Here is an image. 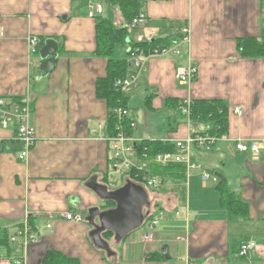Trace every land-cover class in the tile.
I'll return each mask as SVG.
<instances>
[{"label":"crops","instance_id":"1","mask_svg":"<svg viewBox=\"0 0 264 264\" xmlns=\"http://www.w3.org/2000/svg\"><path fill=\"white\" fill-rule=\"evenodd\" d=\"M138 1L139 14L146 16L142 32L173 39L172 29L188 27L190 38L180 57L148 60L125 94L135 125L130 135L139 142L182 140L195 126L179 115L176 101L222 103L228 111L225 132L211 150L193 148V159L217 182V174L225 178L247 215L231 217L219 203L217 182H202L198 171L183 170L164 185L145 189L151 197L145 214H164L151 243L142 242L144 229L119 243L112 235L106 241L111 255L96 248L85 218L91 208L102 211L104 201L87 184L95 180L107 186L105 172L107 179L111 173L109 143L103 138L107 108L95 93L106 59L95 54L89 5L103 7L98 17L126 23L107 0H0V98L19 102L27 95L28 124L35 132L33 146L21 159L15 125H0V231L9 237L8 248L0 247V264H14L17 258L40 264L48 251L78 264H264V57H242L237 45L240 39L264 38V0ZM30 36L42 45L49 39L57 43L54 68L44 77L39 55L30 54ZM187 57L197 68L190 88L175 78L176 65ZM236 107L241 116L232 113ZM99 125L103 129L91 133ZM253 140L263 141L257 160L235 147ZM68 211L84 219L65 220L62 214ZM22 225L36 242L16 236ZM241 240L255 242L248 258L236 257Z\"/></svg>","mask_w":264,"mask_h":264},{"label":"built area","instance_id":"2","mask_svg":"<svg viewBox=\"0 0 264 264\" xmlns=\"http://www.w3.org/2000/svg\"><path fill=\"white\" fill-rule=\"evenodd\" d=\"M103 12V7L100 4L89 5V18H96ZM146 16L142 13L138 14L132 19L128 25V30H134L133 43L128 46L127 53L128 63L130 71L124 78L117 79L114 82V87L122 94H127L135 85L136 78L139 74L146 71L147 62L153 58H177L182 54V48L189 42L190 30L188 27H181L179 29H172V43L166 47L155 48L147 54H140L138 49L133 44L139 43H152L156 39L154 33H144L141 29L145 26ZM30 54L38 55L40 47V39L37 36H30L28 39ZM197 76V68L192 63L190 58H186L185 62L179 63L175 67V78L180 85L190 88ZM193 100L189 97L181 99L178 112L181 116L190 120L191 118V106ZM30 113V101L28 96H23L18 101H5L0 98V125L2 128H7L9 125H15V138L23 146V150L20 153V158L24 159L30 147L33 146L35 141V132L28 124V116ZM117 116L118 125L116 128V135L113 137H103L109 143V160L111 162L112 173L118 176H126L127 173L135 171L139 174H143L147 170L148 165L168 166L179 165L185 171H198L202 182L212 180L213 183L217 182L216 177H211L210 174L203 169V167L194 161L193 148L198 150H211L218 137L210 133L211 126H196L188 135L182 140H176L171 142L174 145V152H165L155 155L152 159H148L145 154L138 156L134 150V146L137 140L126 136V131L123 128V120L128 117V110L125 108H117L114 112ZM232 113L241 116L243 111L241 108L236 107L232 110ZM131 128L135 125L133 122L129 124ZM105 128V127H104ZM102 126H98L91 130V133L95 134L102 130ZM102 136V135H101ZM100 138V137H97ZM263 141L253 140L249 144L244 142H236V149L241 153L250 154L253 160H257ZM136 176V175H135ZM127 178V177H126ZM131 182L138 184L131 180ZM140 186L143 188H157L160 186V178L144 175L141 180ZM139 185V184H138ZM113 185H107L108 190ZM146 211V210H145ZM145 213V212H144ZM145 220L142 224L144 226V233L141 237L142 242L151 243L153 241V232L157 225L164 219V214L158 212L154 215L145 214ZM149 219H147V217ZM62 217L68 221L81 222L84 218L82 214L66 212L62 214ZM50 228V224L46 225ZM29 227L22 225L16 231V236L24 237L25 243L36 242L37 237L29 233ZM255 242L252 240H241L238 244L237 258H248L251 251L255 248ZM14 264H24L22 259H15Z\"/></svg>","mask_w":264,"mask_h":264},{"label":"trees","instance_id":"3","mask_svg":"<svg viewBox=\"0 0 264 264\" xmlns=\"http://www.w3.org/2000/svg\"><path fill=\"white\" fill-rule=\"evenodd\" d=\"M110 7L115 8L122 21L126 24L115 25L106 18H95V54L106 59L105 73L102 77L97 78L95 84L96 96L103 100L106 104V123L105 133L107 137L116 135L118 120L114 113L117 108L127 109V98L125 94L120 93L115 87L114 82L117 79L124 78L130 71L128 63V53L126 52L123 59H115L114 55L120 46H130L133 42L131 36L134 30H128V25L132 19L139 14L140 3L138 0H107ZM169 37L156 38L152 43L133 44L140 54H147L151 50L160 47L169 46L172 43ZM42 46V42H40ZM238 50L242 57L247 58H263L264 57V38L257 40L255 38L240 39L237 43ZM41 47H39L40 49ZM180 101L175 102V109H179ZM227 109L218 101L193 100L191 106V118L193 125L211 126L210 133L216 137L223 135L227 125ZM131 120L126 117L122 124L126 132L130 133L129 124ZM134 150L138 156L146 155L148 159H152L155 155L165 152H174L175 147L170 142L160 140L140 141L134 146ZM183 173V169L179 165L158 166L150 164L143 174L135 171L127 173V181L137 182L139 185L144 175L159 177L160 185L173 180L177 173ZM105 172V180L107 179ZM136 175V176H135ZM217 190L219 192V203L221 207L226 209L231 217H245L247 215V206L238 200L225 187V178L217 174ZM180 177V176H179ZM105 204L114 205L112 202H104ZM110 209V208H108ZM150 216L147 217L149 219ZM102 239L107 241L112 237L111 232H103ZM9 237L6 231H0V247L8 248ZM40 264H78L77 260L63 256L55 251H48Z\"/></svg>","mask_w":264,"mask_h":264},{"label":"water","instance_id":"4","mask_svg":"<svg viewBox=\"0 0 264 264\" xmlns=\"http://www.w3.org/2000/svg\"><path fill=\"white\" fill-rule=\"evenodd\" d=\"M57 43L54 40H46L41 46L38 55L40 77L49 74L56 61ZM88 188L104 202H112V209L99 211L91 208L87 212L86 222L92 227L90 236L93 245L111 255L108 244L102 239L103 232H111L115 242L119 243L130 233L139 229L144 220V208L149 207L148 195L144 188L136 183L127 181L123 186L114 190H108L106 185L98 184L91 180Z\"/></svg>","mask_w":264,"mask_h":264},{"label":"rangeland","instance_id":"5","mask_svg":"<svg viewBox=\"0 0 264 264\" xmlns=\"http://www.w3.org/2000/svg\"><path fill=\"white\" fill-rule=\"evenodd\" d=\"M125 52V46H120L117 50H116V53H115V55H114V58L115 59H118V57H122L121 59H123L124 57H125V55H123V53ZM178 83V82H177ZM129 97H130V94H129ZM130 107V106H129ZM133 109H135V108H132V109H130L129 108V111L130 112H132V110ZM137 110H141L140 108H138V109H135V111H137ZM142 111V110H141ZM138 113H139V115H140V111H137ZM179 113V112H178ZM180 115V114H179ZM128 116H129V113H128ZM139 118H140V116H139ZM130 127V131H131V129H133V128H131V126H129ZM124 128V127H123ZM143 128V125H142V122L139 120L138 122H137V130H141ZM168 130V129H167ZM126 136H128V137H131L132 139H134L131 135H130V133H126ZM109 148V147H108ZM109 150V149H108ZM108 156H109V152H108ZM108 162H109V167H108V169H109V172H111L112 171V167H111V162H110V160H109V157H108ZM113 172V171H112ZM111 172V173H112ZM126 178V176H118V175H114V174H111V175H109L108 176V179H104V181H106L107 183H110V185H113V187H120L121 185L123 186L126 182H124V179ZM113 187H111V188H113ZM160 187V186H159ZM149 190L148 188H144V190ZM150 189H154V188H150ZM145 190V191H146ZM147 193V192H146ZM151 198V197H150ZM149 198V196H148V201H149V203H150V199ZM114 207V205H107V204H105V203H102V205L100 206V210L102 209V211L103 210H108V208H110V209H112ZM145 210H147V209H143V212L145 211ZM143 230H144V226H141L139 229H137V230H135V231H133L132 233H135V232H143ZM109 240V239H108Z\"/></svg>","mask_w":264,"mask_h":264}]
</instances>
